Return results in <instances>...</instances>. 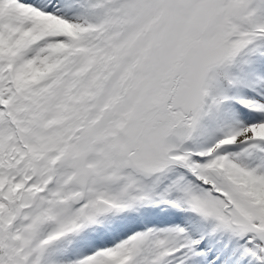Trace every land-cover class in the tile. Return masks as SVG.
<instances>
[{
  "label": "snow or ice",
  "instance_id": "obj_1",
  "mask_svg": "<svg viewBox=\"0 0 264 264\" xmlns=\"http://www.w3.org/2000/svg\"><path fill=\"white\" fill-rule=\"evenodd\" d=\"M0 264H264V0H0Z\"/></svg>",
  "mask_w": 264,
  "mask_h": 264
}]
</instances>
